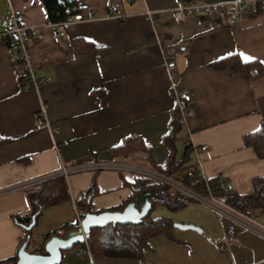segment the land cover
Instances as JSON below:
<instances>
[{"label":"crops","instance_id":"1","mask_svg":"<svg viewBox=\"0 0 264 264\" xmlns=\"http://www.w3.org/2000/svg\"><path fill=\"white\" fill-rule=\"evenodd\" d=\"M78 1L87 20L58 27L40 0H0V33L13 11L38 27L28 49L35 75L48 79L38 89L23 86L18 52L0 38V140L6 141L0 145V262L18 254L25 234L14 220L30 208L27 188L22 186L57 173L62 161L126 162L155 172L166 166L163 138L176 107L172 81L186 87L185 98L193 101L176 143L178 158L188 140L208 145L207 150L193 151L192 164L201 167L205 179L219 176L241 194L252 190L256 176H264V158L243 145V135L264 121V76L248 80L244 74L212 65L232 54L264 65V3L256 7L254 2L236 25L227 24L221 15V26L212 28L204 15L178 19L176 9L184 0H112L122 4L125 20L108 16L109 0ZM74 39L89 41L95 50L76 55ZM167 47L175 51L173 78L162 54ZM43 103L48 123L37 121ZM129 136L146 147L140 161L110 153ZM137 175L113 169L69 175L70 200L48 207L38 217L31 229V249L36 241L39 247L47 234L61 235L64 226L78 225L73 200L86 193L94 178L98 192L91 203L98 211L128 198L132 188L125 182H133ZM199 202L165 216L204 232L174 226L171 236L152 237L144 251L147 264H264V236L240 224L229 236V220L219 219L213 208ZM253 216L264 226V209ZM220 244L224 249L218 248ZM75 251H64L62 264H142L92 252L78 256Z\"/></svg>","mask_w":264,"mask_h":264},{"label":"trees","instance_id":"2","mask_svg":"<svg viewBox=\"0 0 264 264\" xmlns=\"http://www.w3.org/2000/svg\"><path fill=\"white\" fill-rule=\"evenodd\" d=\"M46 8L51 23H58L68 20L76 13H81L82 8L78 0H40ZM263 0L256 3V7L263 4ZM72 47L76 55L92 52L95 50L93 44L82 39H74ZM218 69H231L233 74H244L248 80L264 76V65L258 60L244 61L238 54H232L217 60L212 64ZM20 83L23 86H30L25 77H19ZM104 94L102 93V96ZM106 98H104V101ZM181 112L175 107L173 110L171 127L169 132L164 136L163 142L168 148L167 164L164 168L157 167V171L166 177L172 178L176 173L185 170V183H189L192 191L207 196L226 195L228 203L237 210L254 215L258 210L264 209V176H256L253 179L252 190L248 193L241 194L233 191L227 186H221V178L219 176L205 179L203 176L187 175V169L194 165L193 148L186 146L185 150L178 158L177 141L180 139L182 124L180 121ZM6 143L5 140H0V145ZM243 145L252 147L258 157L264 158V121L261 122L259 128L243 135ZM144 143L129 136L122 142L111 148L110 153L113 157L122 159L140 161L141 154L145 150ZM132 188L131 195L124 199L120 204L110 210H123V208L133 200H136L138 195L144 191H149L154 195L151 199L152 208L149 214L138 224H108L104 227H94L91 229L88 244L93 254L104 255L115 258H130L138 259L142 264H147L144 259V251L149 246V241L152 237L158 234H167L171 236L174 228L175 220L168 216H153V212L158 206H166L172 211L183 209L188 204L197 201L196 198L188 193L173 187L171 184L157 180L154 177L138 174L133 182H125ZM27 198L29 201V211L23 214H16L14 220L24 228L32 222L33 216L36 220L48 207L70 200V191L67 179L64 176H56L28 188ZM96 178L93 179L90 187L87 189L85 199L79 201L78 206L82 209V218L87 212H102L104 210H94L92 208L91 199L97 194ZM78 225L73 227L64 226V231L61 236H66L67 233L76 229ZM25 229V228H24ZM32 230H26L20 240L19 249L23 243L29 239L28 249L31 248ZM60 234L59 231L49 233L45 236L41 245L36 249H29L32 252L45 253L46 242L54 235ZM81 245V244H77ZM19 251V250H18ZM18 254L0 262V264H16Z\"/></svg>","mask_w":264,"mask_h":264},{"label":"built area","instance_id":"3","mask_svg":"<svg viewBox=\"0 0 264 264\" xmlns=\"http://www.w3.org/2000/svg\"><path fill=\"white\" fill-rule=\"evenodd\" d=\"M259 0H231L228 2H198L196 0H184L183 3L178 6L176 9V15L178 19L184 20L187 16L190 15H204L210 22L212 28H217L221 26V22L218 21L219 16H223L225 22L229 25H236L241 22L244 17L248 14L251 9V5L254 2ZM264 1V0H263ZM108 16L110 18H114L117 20H125L128 15L122 11V4L118 1L109 0L106 3ZM94 12H91L90 18L94 17ZM89 18V19H90ZM87 20L82 13H76L68 20L63 22H58L56 25L59 27L62 24H66L68 22H78ZM39 29L36 26L28 25L25 23V17L21 13L11 12L7 17L6 27L3 32L0 33V38H2L6 43L10 44L13 48L18 52V64H17V72L19 77H25L28 84L34 88L38 89L42 83L48 81L47 78H38L34 71L32 62L30 59L28 43L31 39L35 38L38 35ZM59 34H64L62 31ZM164 61L167 67L170 69V74L173 78L175 75L174 68L176 66L175 51L173 48H164L162 50ZM172 91L176 101V107L181 112L180 121L182 127L186 125L188 111L193 105L192 99H186V95L188 94V89L183 86L176 85L174 81H172ZM37 121L38 123H48L47 117V105L45 103L42 104L40 110L37 112ZM182 132V131H181ZM186 146H191L194 152L199 153L200 151L207 150L209 148L208 145H195L193 142L188 140L186 142ZM200 166V165H199ZM201 168V167H200ZM195 165L190 166L187 169L188 176H194L197 174L198 176H202V172ZM102 169H113L120 172H133L137 174L148 175L154 177L157 180L165 181L169 184V177L164 176L160 172H155L152 170H148L145 168H141L126 162H108V163H90V164H72L68 165L65 162H61L60 170L52 175L44 176L40 178H36L24 184L22 187L30 188L37 184H41L44 181L56 177V176H64L66 179L69 175L73 173H78L87 170H102ZM221 186L227 188L226 183L221 182ZM189 195L193 196L197 200L203 201L209 207L213 208L218 215L219 219L227 218L230 220V224L228 227V235L233 236L236 234V225L240 224L250 230L264 236V226L260 224L256 217L253 215L245 214L236 208L232 207L228 201L226 195H213L209 194L207 196L200 195L193 191L194 194H190L186 190L182 188H178ZM188 189V188H186ZM86 195L82 194L79 199H74V209L76 211L78 226L82 220V209L79 208V201L85 199ZM38 241L34 243L35 249L38 248ZM220 250L224 249V245L220 244L218 246ZM76 255L80 256L86 252L91 253L88 240L86 239L83 244L76 249Z\"/></svg>","mask_w":264,"mask_h":264},{"label":"water","instance_id":"4","mask_svg":"<svg viewBox=\"0 0 264 264\" xmlns=\"http://www.w3.org/2000/svg\"><path fill=\"white\" fill-rule=\"evenodd\" d=\"M154 195L149 191L140 193L136 200L130 201L123 210H104L102 212H87L80 225L67 233L66 236L54 235L45 244V253L32 252L27 247V239L18 251L16 264H62L63 252L72 249L76 244H83L90 238L91 229L104 227L110 223L138 224L149 214L152 208L151 199ZM36 224V216L32 222L25 225L26 230L32 229ZM174 226L181 229H194L204 232L195 224L175 222Z\"/></svg>","mask_w":264,"mask_h":264},{"label":"rangeland","instance_id":"5","mask_svg":"<svg viewBox=\"0 0 264 264\" xmlns=\"http://www.w3.org/2000/svg\"><path fill=\"white\" fill-rule=\"evenodd\" d=\"M2 1V0H1ZM179 148H180V151L183 150V140H180V143H179ZM97 171V170H96ZM186 176V171L183 170V171H180L178 173H176L172 178L169 177V182H171V185L175 188H182L184 190H186L187 192H189L190 194H194L191 187H190V184L189 183H185L184 181V177ZM188 188V189H186ZM201 202V203H200ZM199 203L202 204L203 201H200ZM205 204V203H203ZM173 213L172 210H170L169 208H167L166 206H158L156 208V210L153 212V216L156 217V216H165V215H171ZM216 215H217V212L215 211ZM259 214V213H258ZM77 217V216H76ZM257 217V216H256ZM227 218H225L224 220H226ZM229 220V219H227ZM230 222V220H229ZM259 222V221H258ZM260 223V222H259ZM261 224V223H260ZM80 245H75L72 249L68 250L69 252L72 250H76L79 248ZM31 249V248H29Z\"/></svg>","mask_w":264,"mask_h":264},{"label":"snow or ice","instance_id":"6","mask_svg":"<svg viewBox=\"0 0 264 264\" xmlns=\"http://www.w3.org/2000/svg\"><path fill=\"white\" fill-rule=\"evenodd\" d=\"M245 59H251L250 57H245Z\"/></svg>","mask_w":264,"mask_h":264}]
</instances>
